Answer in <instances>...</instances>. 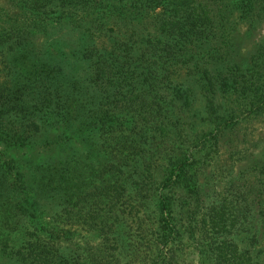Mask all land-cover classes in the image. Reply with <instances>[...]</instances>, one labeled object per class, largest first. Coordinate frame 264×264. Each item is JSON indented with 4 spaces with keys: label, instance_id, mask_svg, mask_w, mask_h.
Segmentation results:
<instances>
[{
    "label": "trees",
    "instance_id": "1",
    "mask_svg": "<svg viewBox=\"0 0 264 264\" xmlns=\"http://www.w3.org/2000/svg\"><path fill=\"white\" fill-rule=\"evenodd\" d=\"M3 3L0 256L264 264V0Z\"/></svg>",
    "mask_w": 264,
    "mask_h": 264
},
{
    "label": "rangeland",
    "instance_id": "2",
    "mask_svg": "<svg viewBox=\"0 0 264 264\" xmlns=\"http://www.w3.org/2000/svg\"><path fill=\"white\" fill-rule=\"evenodd\" d=\"M4 0H0V5L1 6H6V7H10L11 4H4L3 3ZM16 11L18 9H15ZM1 59V58H0ZM1 67L2 64L0 62V82H2L4 80V76L3 73L1 71ZM7 87L11 88L12 84H11V80H10V85H7ZM246 133H247V138L250 140H257V139H264V122H252L248 127H246ZM9 154L15 156L16 154H21V152L15 151L14 149H11L10 152H5L3 146L0 144V165L2 164L1 162H3L4 158H6V156H10ZM2 171V169L0 168V172ZM8 183H10L12 181V175H8ZM4 190V189H3ZM0 264H14L11 260H9L6 256L2 257L0 256Z\"/></svg>",
    "mask_w": 264,
    "mask_h": 264
}]
</instances>
